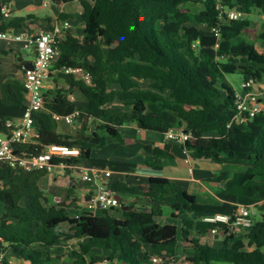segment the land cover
I'll return each instance as SVG.
<instances>
[{
	"label": "trees",
	"instance_id": "trees-1",
	"mask_svg": "<svg viewBox=\"0 0 264 264\" xmlns=\"http://www.w3.org/2000/svg\"><path fill=\"white\" fill-rule=\"evenodd\" d=\"M3 2L0 33L20 28L30 18L7 21ZM80 4L85 40L61 42L54 69H82L89 82L60 72L57 78L66 87L47 90L44 109L32 113L38 138L14 146L16 151L36 154L50 146L78 148L76 156H53L51 165L68 169L93 162L131 174L137 164L95 159L93 149L121 139L132 122L140 130L163 134L185 125L192 138L182 144L183 149L194 159L224 167L210 182H225L226 187L210 201L161 176H151L145 189L116 182L109 189L121 207L74 215L70 205L50 203L40 186L48 169L23 171L3 164L0 249L14 256L16 264H65L57 262L60 257L52 249L77 241L68 255L71 264H153V257L175 258L182 240L191 245L189 264H264V110L242 123H231L237 92L227 80L238 73L243 82L258 84L263 77L264 55L257 54L256 41L264 46V31L251 40L253 22L248 17L264 15V0H80ZM234 7L242 18L230 21L227 13ZM104 43L117 45L106 50ZM74 91L84 97V106L70 101ZM116 100L129 109L106 108ZM26 109L23 82L6 80L0 91V135L9 134L7 123L22 118ZM55 116L87 117L89 123L75 120L80 127L75 134L61 133ZM169 156L155 148L144 165L159 173ZM200 203L254 208L247 242L226 234L221 247L202 245L193 233L206 235L213 229L228 233L230 225L200 219H182L180 226L163 221L166 210L177 221ZM99 252L110 253L103 263Z\"/></svg>",
	"mask_w": 264,
	"mask_h": 264
},
{
	"label": "crops",
	"instance_id": "crops-1",
	"mask_svg": "<svg viewBox=\"0 0 264 264\" xmlns=\"http://www.w3.org/2000/svg\"><path fill=\"white\" fill-rule=\"evenodd\" d=\"M3 3V6L10 9V12L5 14L7 21H14L18 18L30 16L29 19L22 23L20 28H13L8 33L20 35L25 39H33L42 32L58 30L62 42L76 39L80 43H83L85 40L81 19L82 8L78 0H58V2L53 0L49 6H44L43 0H4ZM256 14L259 19L264 21L263 14ZM252 22L254 28L258 26L264 27V22L261 25L255 21ZM115 44L117 45V43H113L110 46H114ZM105 45L108 44L104 43V48ZM256 51L257 54L264 55V46L258 44ZM19 57L21 58L20 61L17 60ZM34 60L35 54L33 53L32 45H28L25 41L0 39V91L4 82L8 79L23 81L24 68L28 64H32ZM19 65H21V68H19ZM59 73L58 70L54 71L52 79L43 90V94L50 87L56 85L66 87L64 80L57 78ZM252 91L259 95L260 101L263 103L264 72L260 82L252 87ZM236 92L240 95L245 94L242 89L240 92L237 90ZM69 97L70 101L76 105H85L84 97L79 92L74 91ZM46 101H48L47 97H45ZM120 104H124L128 108H119ZM106 108L128 110L129 105L116 100L106 105ZM79 129L80 127L75 121L72 124L66 121L59 122V131L61 133L75 134ZM172 130L184 132L186 127L185 125L175 126ZM155 148L162 149L170 155L168 158L163 159L164 168L159 173L152 172L144 165L145 161L153 154ZM92 157L107 161L135 163L138 167L131 174L112 172L108 169L107 165H99L93 162H84L79 166H72L68 169L65 166L53 167L49 170L50 173L40 181V186L47 192L50 203L64 202L71 206L70 212L74 215L84 210L95 212L89 208L90 201L96 198L102 191L109 189V186L112 184L123 182L129 187L145 189L151 176H161L170 179L190 194L210 201L216 198V195L226 187L225 182H210V179L215 175H219L224 170V167L207 159H194L183 149L181 144L168 139L166 134L140 130L134 122L125 126L121 139H110L105 146L95 147L92 151ZM108 171L110 175L106 176ZM94 172L99 173L98 178L94 177ZM85 173L89 175L87 179L83 178ZM64 175H66L63 179L64 181L58 182V176ZM41 182H43V185ZM130 199V197H127V200ZM232 213L233 209L224 208L212 203H200L188 208L186 214L177 221H172L169 210H166L163 221L174 222L180 226L182 219L204 220L207 217L215 215L231 216ZM226 234H233L235 239H242L244 243L247 242L245 238L246 233L239 227H231L228 233L218 232L217 235H213L212 233L200 235L195 232L192 237L197 239L202 245L210 244L221 247L225 241ZM76 248L77 241H72L61 248H53L52 252L58 251V254L68 256ZM100 253L102 252L96 254ZM191 255V245L180 240L177 256L172 260L162 259L161 264H178L179 262L180 264H189L187 258ZM100 262L103 263L101 260ZM62 263L64 262L62 261Z\"/></svg>",
	"mask_w": 264,
	"mask_h": 264
},
{
	"label": "built area",
	"instance_id": "built-area-1",
	"mask_svg": "<svg viewBox=\"0 0 264 264\" xmlns=\"http://www.w3.org/2000/svg\"><path fill=\"white\" fill-rule=\"evenodd\" d=\"M52 2L53 0H43V5L49 6ZM2 10L4 14L10 12V9L5 6H3ZM227 17L230 21L239 20L242 18V14L237 7H234L228 11ZM216 35L218 34L216 33ZM0 39L25 41L28 45H36V55L32 66L30 68H24L23 70L24 75L22 82L26 90L27 109L22 118L7 123L9 134L0 135V165L8 164L11 167L23 171L51 170L53 168L51 165L53 156L62 158L76 156L79 154V149L50 146L40 153L29 154L18 153L14 146L28 145L34 143L35 139L38 138V134L33 125L32 113L44 109L45 97L43 90L49 84L56 70L54 69V64L59 56V44L62 42L60 33L58 30L45 31L33 39H25L20 35L5 32L0 33ZM58 71L65 74H74L89 82V75L84 73L82 69L64 67ZM254 85L252 81L242 82L241 89L245 94H237V110L231 119V123L233 121L242 123L247 117H254L264 110L259 95L250 90ZM52 88L53 87H50V89ZM55 118L58 122L66 121L71 124L76 120V116H55ZM166 136L168 139L182 145L185 141L192 138V133L186 130L184 132H176L171 129L166 133ZM93 175L95 178L99 177V173L97 172H94ZM109 175L110 172L108 171L106 176ZM88 176V173H85L83 178L87 179ZM119 207H121V201L115 192L110 189L102 191L96 198L92 199L89 204V208L93 211L97 209H112ZM3 213H5V211H3ZM255 213L256 211L254 208L239 205L233 210L231 216L215 215L213 217H207L203 221L223 223L230 225V228L239 227L248 230L253 224V216ZM211 233L217 235L218 230L213 229ZM14 259V256H10L8 252L0 249V264H14ZM151 261L153 264H161V259L159 257H153Z\"/></svg>",
	"mask_w": 264,
	"mask_h": 264
},
{
	"label": "rangeland",
	"instance_id": "rangeland-1",
	"mask_svg": "<svg viewBox=\"0 0 264 264\" xmlns=\"http://www.w3.org/2000/svg\"><path fill=\"white\" fill-rule=\"evenodd\" d=\"M251 21H255V22H257V23H259V25H261V24H263V20H261V19H259V17H258V15L256 14V13H253V14H251V15H249V17H248ZM82 26L84 27V24L82 23ZM260 31H264V27L262 28V27H253L252 29H250V31L248 32L249 34V36H250V39L251 40H253V41H256V39H255V35L258 33V32H260ZM256 44H257V46H258V44H260V42L259 41H256ZM116 45V44H115ZM114 45V46H115ZM109 47H111L110 45H105V49L106 50H108V48ZM29 57H31V56H29ZM227 80L229 81V83L237 90V91H241V85H242V82H243V78H242V76L240 75V74H231V75H228L227 76ZM263 105V109H264V102L262 103ZM119 108H128V107H125V105L124 104H120L119 105ZM66 177V175H64V176H58V182H60V181H64L63 179ZM64 183V182H63ZM41 184L43 185V182H41ZM115 215H116V212H115ZM245 233H246V230L245 229H242ZM55 253H57V255H59V260H57V262L58 261H60V262H64L65 264H71L70 263V259L68 258V256L67 255H64V254H58V251H56ZM110 255V253L109 252H102V253H100V254H98L97 256H98V258H99V260H101V261H103L104 262V260H105V257H107V256H109ZM18 261H16V259H14V264H16ZM173 264H175V263H173ZM178 264H180V262L178 263Z\"/></svg>",
	"mask_w": 264,
	"mask_h": 264
},
{
	"label": "water",
	"instance_id": "water-1",
	"mask_svg": "<svg viewBox=\"0 0 264 264\" xmlns=\"http://www.w3.org/2000/svg\"><path fill=\"white\" fill-rule=\"evenodd\" d=\"M32 50H33V53L36 55V45L32 46ZM31 66L32 64H28L25 68H30ZM76 121L78 124H82V123L88 124L89 123V119L87 117L86 118L79 117Z\"/></svg>",
	"mask_w": 264,
	"mask_h": 264
}]
</instances>
